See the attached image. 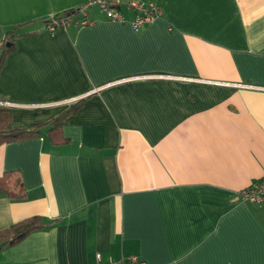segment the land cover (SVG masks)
<instances>
[{"label": "crops", "instance_id": "obj_1", "mask_svg": "<svg viewBox=\"0 0 264 264\" xmlns=\"http://www.w3.org/2000/svg\"><path fill=\"white\" fill-rule=\"evenodd\" d=\"M85 1L0 0L10 122L76 103L59 142L45 124L0 145L22 184L0 229L40 224L0 264H264V201L239 196L264 175V0H142L160 13L138 27L119 0L122 20L93 4L47 28Z\"/></svg>", "mask_w": 264, "mask_h": 264}, {"label": "trees", "instance_id": "obj_2", "mask_svg": "<svg viewBox=\"0 0 264 264\" xmlns=\"http://www.w3.org/2000/svg\"><path fill=\"white\" fill-rule=\"evenodd\" d=\"M72 13H77L76 7L69 8L55 14L59 16L60 14L70 15ZM48 20L49 18L47 17L45 22ZM12 43L10 33L7 32L0 46V62L3 54L12 48ZM75 105L76 103L71 104L69 107L64 108L58 114L45 122H37L33 125L25 126L12 124L10 122V113L8 108L0 104V145L16 138L34 135L38 132V129L45 124L48 125L47 132L51 141L53 143L59 142L62 140L61 126L74 111L76 108ZM12 176L13 172L10 170L4 171L0 174V191L11 195L13 194V196H15L14 194L19 195V191L22 190V184L18 181V178H13ZM11 186L13 189L16 187L17 191L11 190ZM37 220L38 219L35 216H32L0 229V248L17 241L29 231L37 228L40 225Z\"/></svg>", "mask_w": 264, "mask_h": 264}, {"label": "built area", "instance_id": "obj_3", "mask_svg": "<svg viewBox=\"0 0 264 264\" xmlns=\"http://www.w3.org/2000/svg\"><path fill=\"white\" fill-rule=\"evenodd\" d=\"M123 2L136 8L139 12L131 21L132 26L135 27L142 25L160 13L158 5L154 2L148 4L144 3L142 0H124ZM93 4L98 5V7L106 13L108 18L112 20H122V14L118 7L120 4L119 0H86L76 7L77 14H79L78 16L72 18L75 13L70 15L60 14L59 16L56 14H50L46 26L48 29H53L55 26L59 25L66 26L71 19H74V22L77 24H87L89 20L86 17V11ZM2 103L8 104L6 101H2ZM239 196L252 203L264 201V175L258 180L253 181L247 187L241 189ZM98 258L99 254H97V259ZM107 264H143V262H140L136 255H129L126 258L112 260Z\"/></svg>", "mask_w": 264, "mask_h": 264}]
</instances>
